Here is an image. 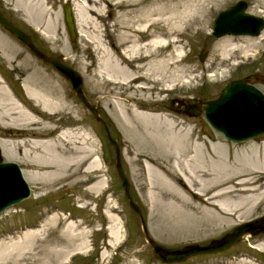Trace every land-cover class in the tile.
<instances>
[{
    "label": "rangeland",
    "instance_id": "obj_1",
    "mask_svg": "<svg viewBox=\"0 0 264 264\" xmlns=\"http://www.w3.org/2000/svg\"><path fill=\"white\" fill-rule=\"evenodd\" d=\"M68 1L72 3V0ZM95 1V4L89 2L86 7L80 4L81 1H73L78 5L75 11L73 5L71 7L76 39L70 42L62 18L63 0H0V7L4 4L9 16L32 34L45 52L58 57L79 74L84 96L98 109L99 117L103 121L101 124L95 120L91 112L81 104L67 79L48 65L36 64V62L34 65L33 58L26 57L0 33V70L8 75L12 72V77H9L12 83H15L17 78L27 75L21 83V88L18 86L20 91L16 90L18 99L14 97L23 107L40 117L39 125L0 126V140L9 141L6 142V147L12 149L14 156V159H8L2 154V161L17 163L21 172L25 169L24 166L27 168L30 155L34 156L33 151H39V148H35L31 142L34 140L31 134L33 132L54 140L56 146L60 148V154L64 156L89 145L92 149L90 153L93 156L92 160L94 156L100 158L106 177V186L101 189L100 195L85 193L91 184L98 181L97 173H93L92 177L88 176L85 183L78 184L81 174L79 172H75L72 176L70 174L76 168L78 171H85V167L78 164V158L73 160V164L63 167L62 179L57 184L39 188L38 185L34 186L24 178L30 194L0 212V236L28 226L38 224L43 226L45 217L52 210L59 213L61 221L35 240L36 247L33 248L35 250L27 249L19 254L12 253L7 259L0 261V264H58L60 262L58 258L61 256L63 258L64 249L74 244L66 238L59 239L64 228L62 219L68 216L79 225V230L87 231V247L84 252L73 253L66 261L64 259L59 264H256L253 259L264 256L262 240L264 236H255L257 242L255 243L254 235L248 234L219 252L199 254L171 263H163L155 259L140 234L138 219L123 194L115 170L114 146L109 139L117 144L119 162L129 184V195L139 206L149 236L153 240L165 246L180 247L191 242L202 244L233 232V228L237 225L201 237L187 235L178 240L171 238L162 228V224L166 222L159 218L161 209L153 208L147 198L145 173L134 157L136 150L148 151L140 121L129 117L131 126L138 129L133 131L134 128L120 127L119 120L113 115L119 102L126 108V112H130L135 107L139 110L168 115L179 124L177 129L188 127L192 130V138L202 142L200 148L206 156L214 155V151L210 148L212 143L223 144L224 152L229 157H233L234 145L242 146L264 139L263 134L255 139L232 142L211 128L202 114L191 116L185 112L186 101L193 99L199 104L214 99L226 83L245 75L249 76L253 87L264 95V84L259 82L260 79H264V27L261 30L263 32L260 31L256 36L214 37L211 28L215 16L237 0H180L178 10L175 12L169 10V13L162 12L166 0L157 1L153 4L157 13L152 17L143 13L151 7V0ZM243 1L246 4L245 12L260 16L264 20V0ZM40 5L44 6L42 12H39ZM87 8L95 12L89 14ZM147 25H150L151 29H149L154 35L161 38L164 36L167 39L173 36L174 39L166 47L160 46L153 50L154 57L168 59L169 66L160 76L155 75V71L147 66V60L127 59L123 54L127 49L124 38L139 44L149 41L148 33H151L149 29L146 33L138 31V28L143 29ZM93 26L96 29H93ZM168 28L171 29L169 36ZM94 38L97 40L99 38L98 43L94 42ZM98 44L101 46L99 47ZM104 47L110 51L116 62L133 71L138 78L133 82L107 80L103 66L106 58ZM201 50H205L206 53L202 61H199ZM20 54L23 58L15 61V57ZM177 56L180 59H176ZM16 73H20L19 77ZM176 79L180 80V84L174 83ZM24 84L39 88L50 98L58 99V102L62 99V107L54 109L52 114L39 111L24 94ZM41 130H44L45 134H42ZM63 132L72 134H69V138H61ZM87 133L88 138L87 135L85 136ZM240 149L235 150L237 157L251 154L249 147ZM254 149L258 155H264L262 146H255ZM34 169L28 166L27 170ZM76 179V185L66 186ZM81 179L87 177L82 176ZM106 209L110 210L120 224L119 238L115 244L113 243L115 246L110 245L111 238L106 232L110 225L102 213ZM263 214L264 201L245 219V222ZM52 243L60 246L63 243L64 248L58 249L51 255L49 244Z\"/></svg>",
    "mask_w": 264,
    "mask_h": 264
},
{
    "label": "bare ground",
    "instance_id": "obj_2",
    "mask_svg": "<svg viewBox=\"0 0 264 264\" xmlns=\"http://www.w3.org/2000/svg\"><path fill=\"white\" fill-rule=\"evenodd\" d=\"M73 1L71 7L73 5L75 11L78 5ZM76 1H81L80 4L85 7L89 2L96 3L95 0ZM157 1L163 2L164 0H151V7L144 10L143 13L148 17L155 15L157 12L153 4ZM179 1L166 0L163 3L162 12L169 13V10L177 11ZM43 7L40 5L39 12L43 11ZM87 12L91 14L95 11L87 8ZM149 26H144L143 29L142 27L138 28V31L142 33L149 32L151 31ZM92 28L96 29L94 26ZM170 30V28L167 30L168 36L171 34ZM148 37L149 41L145 44H139L134 40L124 38L127 49L123 54L127 59L141 58L147 60V66L155 71V75L160 76L169 66L168 59L154 57L153 50L160 46L162 48L166 47L174 39L172 38L173 36L169 39L164 36L161 38L154 35L152 31L148 33ZM94 39V42L98 43L99 38L98 40L96 38ZM98 46L100 47L101 44H98ZM104 51L106 58L103 66L106 70L105 78L107 80L114 82L117 80L133 82L138 78L133 71L128 70L121 63L116 62L106 47H104ZM176 59H180V57L177 56ZM176 82L179 83L180 80L176 79L174 83ZM23 89L27 99L41 112L52 114L54 109H59L63 105L62 99V103L60 101L58 102V99L50 98V96L39 88L24 84ZM121 104L120 102L116 104L113 115L119 120L120 127L123 128L126 126L130 129L134 128L133 131H137L138 129L136 127L131 126L129 117L140 121L141 131L145 135L148 151L136 150L134 157L140 163L145 173L147 198L153 208L158 207L161 209L159 218L166 222L164 225L162 224V228L170 234L171 238L178 240L187 235L201 237L210 233L228 230L230 227L244 223L245 219L264 201V155H258L254 152L255 146H262L264 151V139L256 140L242 146L234 145L233 157H229L224 152L221 142V145L212 143L210 144V148L214 151V155L206 156L200 148L202 142L199 139L192 138V130L188 127L186 129H177L179 124L174 118L153 111L139 110L135 107L130 112H126V108ZM246 109L250 111L249 115ZM238 111L247 114V118H250L252 115L255 117L258 116L256 109L248 107L242 97L237 98L236 108L235 110L233 108L227 113V119L236 122L233 114ZM240 123L241 121L237 124ZM25 124L27 126L29 124L39 125L40 117L36 113L23 107L10 94L4 83L0 80V126L23 127ZM41 132L45 134L44 130H41ZM31 134H33L32 137L34 138L31 141L32 145L37 149L39 148V151H33L34 156L30 155L29 164L31 166L28 164L27 168L24 166L25 169H22V174L28 182L34 186L38 185L39 188L57 184L62 179L61 171L63 167H67V164H73V160L79 158L78 164L84 166L85 171L82 172L80 168V171L77 168L75 171L71 169V176L75 172H79L81 175L77 183L81 185L88 180V176L92 177L94 176L93 173H97L96 179L98 181L91 184L85 193L101 194V189L106 186V177L102 169L103 164L97 156H94L92 160L93 156L90 155L92 149L89 145L83 149L77 147V150L64 156L60 154V148L58 145L56 146L54 140L44 138L39 133L37 135V133L31 132ZM69 134L72 133L63 132L60 137L69 138ZM86 135V138H88V133ZM42 138L43 140H41ZM6 142L9 141L0 140L1 155L3 154L8 159H14L13 151L6 147ZM248 147L251 154H244L237 157L235 150L240 148L242 150ZM28 166L32 167V169L35 167V169L33 171L27 170ZM82 176L87 177V179H81ZM77 179L72 184L69 183L66 186L72 187L76 185ZM12 189L9 181L0 176V201L4 197L6 198ZM102 213L110 222V225L106 229V232H108L111 238L110 245L115 244L119 238L120 224L118 223V219L111 214L109 209L103 210ZM7 215L10 214L7 213ZM59 216L57 211L52 210L45 217L43 226L39 224L28 226L16 232H9L0 236V261L7 259L12 253L19 254L27 249L35 248V240L42 233L57 225L61 221ZM62 221L64 228L61 231L59 239L64 240L63 238H66L67 241H73L74 244H71V247L66 250L64 249L62 254L63 258H61L62 256L58 258L60 262L64 259L66 261L73 253L84 252L87 247V231L79 230V225L73 221L71 216L63 217ZM262 240L264 242V239ZM62 244L61 246L54 243L49 244V247H51L49 253L52 255L58 249L64 248ZM102 257H104V254Z\"/></svg>",
    "mask_w": 264,
    "mask_h": 264
},
{
    "label": "water",
    "instance_id": "obj_3",
    "mask_svg": "<svg viewBox=\"0 0 264 264\" xmlns=\"http://www.w3.org/2000/svg\"><path fill=\"white\" fill-rule=\"evenodd\" d=\"M246 4L243 0H237L228 8L218 12L215 16L211 28L214 37L223 35H246L256 36L264 27L262 17L245 12ZM62 18L66 28L70 42L76 39L75 24L71 12L69 1L63 0L61 4ZM0 27L20 40L23 45L28 47L29 51L46 65L50 66L54 71L67 79L70 83L71 90L74 92L81 104L86 107L101 124L103 121L98 115V109L91 105L82 91V81L79 74L68 65L64 64L58 57L42 52L34 47L31 42L30 35L11 22L6 20L0 13ZM205 50H201L198 60L202 61ZM264 84V79L262 80ZM244 99L248 107L256 109L257 117L250 116L238 111L233 114L236 122L227 119V113L236 108L237 98ZM202 113L205 121L214 130L221 133L225 138L233 142H242L254 139L264 134V95L252 85L246 84L242 79L231 80L226 83L219 92V95L210 100H205L197 104L193 99L186 101V113L191 116H197ZM237 116V117H236ZM246 116V117H245ZM246 118V119H245ZM242 119V120H241ZM244 119V120H243ZM241 121L240 124H237ZM114 146L115 170L121 182L123 194L128 202L129 207L135 213L140 228V234L144 242L149 246L152 256L163 263H171L185 260L191 256L199 254H210L222 251L233 244L237 243L241 237L251 231L257 232L251 228V221L238 225L235 231L227 233L220 238L211 239L205 243L191 242L180 247L165 246L151 238L145 226V221L139 206L130 199L128 192V181L123 174L119 162V149L117 144L109 139ZM0 176L9 181L11 186L10 194L0 201V212L8 206L18 203L27 198L30 194L29 186L24 179L22 172L15 162L2 161L0 149ZM9 187V186H8Z\"/></svg>",
    "mask_w": 264,
    "mask_h": 264
},
{
    "label": "flooded vegetation",
    "instance_id": "obj_4",
    "mask_svg": "<svg viewBox=\"0 0 264 264\" xmlns=\"http://www.w3.org/2000/svg\"><path fill=\"white\" fill-rule=\"evenodd\" d=\"M3 5V7H0V13L4 16V18L6 19V20H8L9 22H11L13 25H15V26H17L19 29H21V30H23L24 32H26V33H28L29 35H30V38H31V42H32V44L34 45V47L36 48V49H38V50H40V51H42V52H45V50L43 49V48H41L40 47V45L35 41V39H34V37H33V35L32 34H30L28 31H26L24 28H22V26H20L19 25V23H17V22H15L10 16H9V14H8V12L6 11V8H5V5L4 4H2ZM0 33H1V35H3V36H5L8 40H10L17 48H18V50L20 51V52H22V53H24L25 55H26V57H31V58H33L34 59V65H35V62H36V64L38 63H40V64H42V65H46L45 63H43L41 60H39L37 57H35L30 51H29V49H28V47H26L25 45H23V43L20 41V40H18V39H16L14 36H12V35H10L8 32H6L4 29H2L1 27H0ZM23 58V56H21V54L20 55H17L16 57H15V61L16 60H20V58ZM1 67V66H0ZM18 72V71H17ZM10 75H8L5 71H1L0 70V79L2 80V83H4V85H5V87H7V89H8V91L11 93V94H13V96H16L17 97V95H16V90H18V91H20V89L18 88V86H20V88H21V83L26 79V77H27V75L26 76H24V77H21V78H17L16 79V81H15V83H12V81H10V78L9 77H12L11 75H12V72L11 73H9ZM17 75L19 74L20 75V73H16ZM25 74H27V73H25ZM19 75H18V77H19ZM234 79H242L243 80V82L244 83H246V84H249V85H252V83L250 82V78H249V76L248 75H245V76H243V77H238V78H234ZM262 80L263 79H260L259 80V82H261V83H263L262 82ZM253 86V85H252ZM17 99H18V97H17ZM185 112H186V103H185ZM92 114V113H91ZM200 114H202L201 112H200ZM93 115V114H92ZM99 115V114H98ZM93 117H94V119H95V116L93 115ZM96 120V119H95ZM103 124V123H102ZM130 196V195H129ZM130 199H131V197H130ZM251 221L252 222V224H251V228L252 229H254V230H258L257 232H255V231H251L250 233H248V235H254V237H253V241L255 242V243H257L256 242V240L254 239L255 238V236H257V235H261V236H264V214L263 215H259V216H256V217H253L252 219H248V221ZM258 227V228H257ZM234 230L233 231H235V229H236V227L235 228H233ZM227 234V233H226ZM226 234H224V235H226ZM223 235V236H224ZM222 237V236H221ZM242 238V237H241ZM241 240V239H240ZM254 261H255V263L256 264H264V256L263 257H260V258H258V259H253Z\"/></svg>",
    "mask_w": 264,
    "mask_h": 264
}]
</instances>
